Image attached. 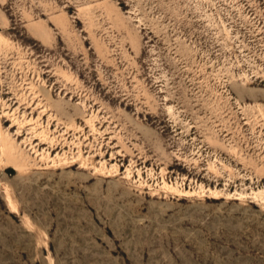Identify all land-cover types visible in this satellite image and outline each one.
Here are the masks:
<instances>
[{"label":"rangeland","instance_id":"1","mask_svg":"<svg viewBox=\"0 0 264 264\" xmlns=\"http://www.w3.org/2000/svg\"><path fill=\"white\" fill-rule=\"evenodd\" d=\"M0 264H264V0H0Z\"/></svg>","mask_w":264,"mask_h":264},{"label":"bare ground","instance_id":"2","mask_svg":"<svg viewBox=\"0 0 264 264\" xmlns=\"http://www.w3.org/2000/svg\"><path fill=\"white\" fill-rule=\"evenodd\" d=\"M4 150V149H3Z\"/></svg>","mask_w":264,"mask_h":264}]
</instances>
